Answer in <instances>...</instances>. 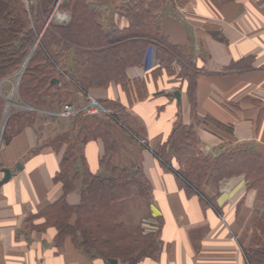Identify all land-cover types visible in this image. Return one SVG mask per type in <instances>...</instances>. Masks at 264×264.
<instances>
[{
  "label": "crops",
  "instance_id": "0c3cea01",
  "mask_svg": "<svg viewBox=\"0 0 264 264\" xmlns=\"http://www.w3.org/2000/svg\"><path fill=\"white\" fill-rule=\"evenodd\" d=\"M90 2L104 29L129 25L123 6L130 0ZM159 12L162 32L172 43L190 47L200 69L196 103L189 97L188 83L171 80L165 68L159 69L152 51L144 65L127 68L131 80L127 88L112 82L88 92L75 90V102L82 107L94 97L109 107L104 115L118 116L107 121L118 144L114 163L140 166L151 181L148 206L141 197L134 198L142 212L146 208L148 216L154 214L162 222L159 249L137 264H249L243 238L253 230L256 216H264V203L248 186L245 173L223 178L218 188H206L218 191L215 206L190 194L156 151L169 139L180 116L183 123L196 125L206 153L218 155L226 147L245 145L264 158V0H171ZM176 90L181 91L180 100L172 94ZM207 117L233 131L206 121ZM9 128L8 141L0 132V264H110L101 256L90 257L70 236L57 243V228L41 214L63 193L54 177L66 145L56 150L49 140L41 141L43 135L32 122ZM83 154L92 172L107 174L101 163L105 154L101 138L88 141ZM18 164L21 167L1 183L3 168ZM66 199L79 204V189ZM123 207V214L132 217L127 216L128 206ZM139 223L137 218L133 229Z\"/></svg>",
  "mask_w": 264,
  "mask_h": 264
},
{
  "label": "trees",
  "instance_id": "16d2710c",
  "mask_svg": "<svg viewBox=\"0 0 264 264\" xmlns=\"http://www.w3.org/2000/svg\"><path fill=\"white\" fill-rule=\"evenodd\" d=\"M57 1L41 0L34 10L26 0H0V120L7 105L4 82L11 77L19 75L15 95L22 101L42 109L58 108L69 99L70 89L88 92L112 82L127 88L131 83L127 68L144 65L150 51L171 80L188 83L189 97L196 103L200 69L190 47L172 43L159 22L160 7L171 0H130L123 6L129 25L110 30L103 28L91 0H62L59 9L71 14L69 21L49 20ZM16 111L9 108L5 133ZM73 118L67 131L49 140L56 150L66 145L54 177L63 193L41 213L48 225L57 228L56 242L62 244L70 236L90 257L101 256L110 264L120 260L137 264L145 256L155 255L160 231H130L124 221H118L122 202L135 194L149 201L152 194L151 181L140 166L114 163L118 144L107 121H116L118 116L81 112ZM206 121L233 131L210 117ZM4 138L9 140V136ZM98 138L105 144L101 163L107 174L92 172L83 154L84 145ZM201 144L196 125L185 124L178 116L172 134L156 153L190 194L196 193L215 206L216 199L205 195L204 188H218L223 178L239 173H245L248 186L264 201V158L255 148L236 145L212 155ZM76 189L81 202L71 205L66 197ZM255 221L244 253L249 264H264V217Z\"/></svg>",
  "mask_w": 264,
  "mask_h": 264
},
{
  "label": "rangeland",
  "instance_id": "374dc122",
  "mask_svg": "<svg viewBox=\"0 0 264 264\" xmlns=\"http://www.w3.org/2000/svg\"><path fill=\"white\" fill-rule=\"evenodd\" d=\"M26 2L30 3V0H26ZM40 2H41V0H33V2L31 4L35 8L34 10L37 9L38 4H40ZM59 14L61 15V17H59ZM70 17H71V14L67 11L60 10L59 5L57 3L53 9L51 15H50L49 20H55L56 22L64 23V22L69 21ZM69 63H70V65L72 64L71 58H70ZM178 69H179V67H178ZM18 83H19V75L15 76L13 78L11 77L4 82V89L7 93V95H6V99H7L6 107H8V110L6 111V113H4L5 115L3 116L2 120H0L1 136L5 137V136H8L10 133L8 131H7V133H5L4 129L6 128V125L8 124L9 108L11 106H12V108H15L17 110L16 111V117H14L12 119L11 124L15 123L16 127H20L22 124L27 123V121H28V123L29 122L34 123L36 130L40 131V134L43 135L44 139L41 141L52 140L59 133L66 131V128L69 127L72 124V122H74V118L72 120H64L63 117H61L57 114L62 106L58 107V108L57 107L56 108H49V110L52 111L53 113L52 112L43 113L41 111L42 108H37L35 106H32V105L22 101L20 99V97L17 95L15 97L14 95H15V91H16V87H17ZM11 85H12V88H11ZM68 89H70V88H68ZM70 91H71L70 97L65 102H73L74 104H76L75 92H74V90L72 92L71 89H70ZM172 94H175V93H172ZM8 100H10V101H8ZM55 112H57V113H55ZM47 119H50V122H46ZM10 130L11 129L9 128V131ZM208 187L209 188L211 187L210 189L215 188L214 186H206L204 188L205 189V191H204L205 195H207L209 197H214L216 199L218 191H216L214 194V192L212 190H210V189L206 190V188H208ZM134 196L140 197L139 195H136V194ZM134 196L130 199V201L128 200L129 202L126 200V201H124V203L122 205H120V208H119L118 214H117L118 221H124L125 220L124 222L127 224L130 231H136V230H138L137 228H139L140 230H142V229L145 230V228L143 227V220L153 217L157 221V225L153 228L152 231L159 232L160 231L159 230L160 229V221H159V219H156L157 216H155L154 214L151 216H148L150 213L149 214L145 213V212H148L146 208L145 209L143 208V212H142L141 211L142 207L139 205L140 202H138V200L136 199V197L134 198ZM258 200H259V202L264 203V201H262L260 199H258ZM149 201L145 200V203H146L145 205L148 206ZM123 205L128 206L127 209L129 210V212L127 213V216L130 215L132 217H126L125 213L123 214V212H124ZM138 205H139V207H138ZM143 213H145V215H143ZM260 216H262V215H260ZM256 217H258V216H256ZM137 218L140 220V223L136 227V229H133L135 220ZM154 219H153V222H154ZM147 222H149V221H147ZM155 224H156V222H155ZM147 232H150V231H147ZM251 234H252V231H250V230L248 233L245 232L244 238H243L244 248L249 245L251 238H252Z\"/></svg>",
  "mask_w": 264,
  "mask_h": 264
},
{
  "label": "built area",
  "instance_id": "2783aa9c",
  "mask_svg": "<svg viewBox=\"0 0 264 264\" xmlns=\"http://www.w3.org/2000/svg\"><path fill=\"white\" fill-rule=\"evenodd\" d=\"M59 17L61 15L59 14ZM64 17V16H63ZM110 109L107 105H105L103 102H101L98 99H95L94 97H91L88 101V103L85 106H78L77 104H74L73 102H65L61 109L58 111V115L63 118H71L74 117L81 112L85 113H104L109 112ZM152 219V220H151ZM152 218H147L143 220V227L145 228V232L152 231L153 228L157 225V221L154 219L153 222ZM149 221V222H147ZM156 222V224H155Z\"/></svg>",
  "mask_w": 264,
  "mask_h": 264
},
{
  "label": "water",
  "instance_id": "95a60500",
  "mask_svg": "<svg viewBox=\"0 0 264 264\" xmlns=\"http://www.w3.org/2000/svg\"><path fill=\"white\" fill-rule=\"evenodd\" d=\"M53 81H58V79L54 78ZM175 96L178 100L181 99V91L180 90H176L175 91ZM10 101V100H8ZM21 167V164H18L15 168H8V167H5L3 168V171L5 172V175L1 181V183L7 181L8 179L11 178V176L13 175V173L17 170V168H20Z\"/></svg>",
  "mask_w": 264,
  "mask_h": 264
}]
</instances>
